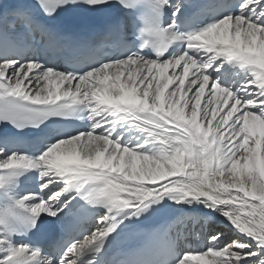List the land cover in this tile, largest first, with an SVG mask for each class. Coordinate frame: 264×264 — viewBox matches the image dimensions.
<instances>
[{
    "label": "snow or ice",
    "instance_id": "1",
    "mask_svg": "<svg viewBox=\"0 0 264 264\" xmlns=\"http://www.w3.org/2000/svg\"><path fill=\"white\" fill-rule=\"evenodd\" d=\"M77 2L112 0L38 7ZM32 8L0 14V124L16 130L0 129V173L31 206L30 232L42 214L71 219L48 252L0 238V264H264V0H167L178 39L163 55L121 38L73 48L62 68L42 62L64 49ZM42 125L23 151L18 134ZM208 213L232 237L217 227L197 252L189 226L203 231ZM125 232L146 243L109 257Z\"/></svg>",
    "mask_w": 264,
    "mask_h": 264
},
{
    "label": "clouds",
    "instance_id": "2",
    "mask_svg": "<svg viewBox=\"0 0 264 264\" xmlns=\"http://www.w3.org/2000/svg\"><path fill=\"white\" fill-rule=\"evenodd\" d=\"M133 14L135 40L141 51L161 56L176 43L173 30L165 24L167 0H116ZM35 226L31 206L20 196L15 182L6 172L0 173V238L11 239L26 235Z\"/></svg>",
    "mask_w": 264,
    "mask_h": 264
},
{
    "label": "bare ground",
    "instance_id": "3",
    "mask_svg": "<svg viewBox=\"0 0 264 264\" xmlns=\"http://www.w3.org/2000/svg\"><path fill=\"white\" fill-rule=\"evenodd\" d=\"M4 8V7H3ZM3 8L0 7V14H2ZM168 17L171 19L170 12H168ZM3 26V21L0 19V27ZM17 32L22 31V29H17ZM9 35H13V32L11 29L8 30ZM37 38V37H36ZM58 68H60L58 66ZM171 69L169 70V73H171ZM177 72L182 71L181 68H177ZM193 212L196 211H201V212H207V210L203 209H193ZM46 215L47 214H43ZM208 217L210 220V224L203 230L200 231L199 228L193 229L191 225L189 226V231L193 232L192 237L189 239L188 243L192 246V248L199 252V251H206V247H202V243L206 240V236L214 231L217 230V227L220 228V230L225 232V238L222 243H226L229 239L232 237V233L230 232V224L226 221L225 218L218 216L217 214L214 213H208ZM96 226L95 221L92 222V224H89L87 226L88 232L90 233L91 230Z\"/></svg>",
    "mask_w": 264,
    "mask_h": 264
}]
</instances>
